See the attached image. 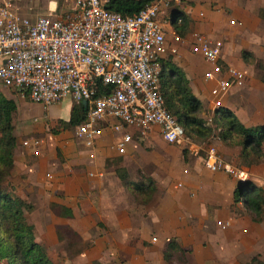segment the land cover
I'll return each mask as SVG.
<instances>
[{
    "label": "rangeland",
    "instance_id": "1",
    "mask_svg": "<svg viewBox=\"0 0 264 264\" xmlns=\"http://www.w3.org/2000/svg\"><path fill=\"white\" fill-rule=\"evenodd\" d=\"M12 1L22 13L32 16L46 15L47 5L52 1L58 4L59 10H65L69 4V0ZM202 4L196 0H183L181 5L184 6L183 10L189 12L191 27L186 40L180 42L181 51L170 44L167 55L172 54L177 63H185L190 60L188 57H194L191 44L195 40L222 41L221 58L226 56L242 64L237 69L243 71L247 79L240 88H234L224 96L216 95V98L211 93L213 87H217L214 80L211 81L215 84L203 88L207 97L204 98L205 112L200 117L212 127L213 135L208 139L191 136L196 147L180 143L173 145L175 151H169L168 143L158 136L154 140L144 139L136 151L108 159L103 172L95 163L90 167L83 163L74 165L69 162L70 158H66L63 145L72 148L73 144L69 142H77L81 138L76 128H64L59 121H51L50 118L44 119L43 126L38 128H16L15 119L14 135L19 145L26 149L27 161H23L24 153L17 146L13 168H0V193L23 201V221L32 226L35 241L45 248L54 264H129L122 242L118 241L116 245L115 240L108 238L115 231L116 217L110 211H101L100 200L98 195L95 196L98 189L94 188L93 182L107 178L108 187L113 191H121L122 187L126 192L135 190L137 194L132 192L131 200L128 194L125 195L129 204H141V199L152 197L159 201L164 192L158 189L161 186L166 188V183L173 189L184 187L197 190V180L194 184L180 178L184 171L180 165L185 159L191 163L187 168H195V162L205 168L211 149H215L223 164H228L237 174L225 168L217 172L225 176L224 182L233 192L234 202L227 208L219 206L213 231L215 241L205 240V253L211 255L209 253L212 252L216 264H264V214L258 218L244 203L245 194L237 195L235 192L242 183L252 182L261 187L264 193V151L261 155L250 152L246 159H242V146H231L222 141L218 116H215L219 108L230 109L248 125H264V43L252 37V19L246 22V19L238 18L240 15L236 11L217 3L216 6ZM201 11H205V16H200ZM212 21L216 24V32L212 29L213 24L210 25ZM252 44L258 48H251ZM192 61L196 63L197 59L193 58ZM186 64L185 67L193 70L190 64ZM38 104L41 103L30 104L23 111L31 123L35 116L41 118L46 109ZM54 110H58L62 118L69 117L67 103ZM174 166L180 168L178 172ZM117 167L126 171L127 179L122 180L116 174ZM106 172L109 173L105 175ZM137 184L144 187V194H139L135 189ZM131 186L133 188H129ZM116 195L113 193L107 204ZM114 201L119 202L116 198ZM64 207L73 210V216H67ZM134 207L138 212L144 209ZM129 212L132 213V210ZM204 230L207 232L210 226L206 225ZM152 241L157 243L156 238ZM188 252L175 238L166 241L164 253L168 264H188ZM0 264H4L3 259H0Z\"/></svg>",
    "mask_w": 264,
    "mask_h": 264
},
{
    "label": "built area",
    "instance_id": "2",
    "mask_svg": "<svg viewBox=\"0 0 264 264\" xmlns=\"http://www.w3.org/2000/svg\"><path fill=\"white\" fill-rule=\"evenodd\" d=\"M109 2L69 0L65 10L49 5L46 15L32 16L12 0H1L0 86L44 105L86 101V119L76 132L88 145L112 124L117 132L135 131L118 140L121 154L134 134L147 138L155 127L168 143L196 147L165 106L159 79L169 35L184 39L175 29L185 21L183 0H154L133 16L110 10ZM191 48L212 64L206 79L217 83V97L245 83L243 71L222 63L221 41L199 38ZM205 166L237 174L215 149Z\"/></svg>",
    "mask_w": 264,
    "mask_h": 264
},
{
    "label": "crops",
    "instance_id": "3",
    "mask_svg": "<svg viewBox=\"0 0 264 264\" xmlns=\"http://www.w3.org/2000/svg\"><path fill=\"white\" fill-rule=\"evenodd\" d=\"M196 1L200 3V5H203L202 3H204L206 6H216L217 3L218 6L227 7L230 11H236V14L240 15L238 18L241 17V19H246V22L248 19H252L254 21V29L252 30L254 36L252 37L254 39L258 38L261 44L264 43V0ZM54 3L56 5L55 1H52L49 5L55 7ZM49 5H47V11ZM186 14L189 15V12H186ZM200 16H205V11H201ZM212 24L213 21L210 25L212 26ZM212 29H215L214 32H216L215 23L213 24ZM168 39L169 44L172 46L175 45V48L178 47L177 49L181 51V41H174L170 35ZM185 40L186 38H184L183 41ZM253 44L251 48H258L257 46H254L255 44ZM191 53L194 54V57H188L190 60L185 63H177L174 57L173 62L187 75L190 85L192 86L193 93L204 105V98L207 97V95L203 92V88L205 86L209 87L212 84H215L214 81L206 79V72L211 69L212 64L206 62L201 54L194 53L192 48ZM197 57H200L202 60ZM193 58L197 59L196 63L192 61ZM222 61L228 67H234L237 69L238 65L242 66L239 62L237 63L236 61L231 60V58L228 59L226 56L223 57ZM186 63L190 64L193 70L190 69V67H185ZM240 86H233L230 90L240 88ZM0 91L4 96L8 99L14 100L17 104V111L13 117L14 123L16 122L15 119L17 120L16 128H38L43 126V121L46 118H50L51 121H67L70 119L72 111V103L70 99L51 105L38 104L46 109L41 118L35 116L33 118V123H31L30 119H28L27 115L24 114L23 111H25L30 104L36 103L31 101L28 97L20 96L18 93L9 88L0 86ZM228 92L225 95H227ZM213 96L216 98V95ZM63 103H67L69 105L70 112L68 118H62L58 110L57 112L54 110L59 109ZM238 118L245 126L254 127L253 125L246 124L239 116ZM116 122L117 121H112V123ZM77 126L72 128H76ZM128 131L131 133L135 132L132 128H126L124 131L117 132L113 129L112 124H109L106 126L103 133L95 139L94 145H88L83 138H79L77 142L70 141L69 143L71 145L73 144L72 148H70V146L63 145L66 158H70L69 162L74 165L83 163L85 166L90 167L92 166V163H95L97 168H100L103 172H105L104 168L108 159H111L112 157H122V154L117 149V142L123 137L124 133H127ZM156 136L165 141L160 133L159 127H155L147 138H141L140 136L134 134L132 140L127 145L126 153L136 151L137 148L141 146V140H154ZM65 142L61 143L64 144ZM165 142L168 143L167 141ZM173 145L175 146L176 144L168 143V146L166 145L169 151H175V147H173ZM17 146L21 149L22 154L24 153L23 161H27L26 149L19 145V142L17 143ZM73 150H75L74 154H72ZM91 154H94V157H91ZM14 158H17L16 154ZM190 164L185 159L182 161L181 165L179 164L180 167L184 168L183 174L180 178L184 181H193L194 184L197 180V190L192 191L190 188L187 189L184 187L180 189H173L171 187L169 188V184L166 183V188L161 186V188L158 189L159 191L164 192V196L159 201H157L155 197H152L147 198L148 200L141 199V204L138 202L137 204H129L127 197L131 200L132 192L137 194L135 190H129L126 192V189L122 187L121 191H113L110 187H108L107 178L99 179L93 182L95 186L94 188L98 189L95 196L98 195L101 211H110L112 214H115L116 217V222L114 224L115 231H112L108 238L109 240H115L116 245L118 241L122 242L123 249L125 250L124 254L126 255V259L129 264H168L165 260L164 250L166 241H170L171 238H175L183 249L190 251L186 257L188 264H216L215 255H213L212 252L209 253L211 255H206L205 253L207 251L205 240L208 239L213 242L216 236L213 232L216 212L219 211V206H223L224 208L229 207L234 202V194L230 191V187H227L226 182H224V175L217 173L218 171H211L205 165V168H201L196 162V169L194 167L187 168ZM171 165H173L172 162ZM174 169L178 172L180 168L174 166ZM214 172L217 174H214ZM108 173L109 172H106L104 174L106 175ZM129 188L133 187L131 186ZM113 193L117 194L114 198L118 199L119 202H115L113 198V200L107 204ZM127 194L128 196L126 197L125 195ZM139 194H144V192ZM134 206H141V208H144V211L142 210L138 212L134 210V208H136ZM129 210H132V213H130ZM206 225L210 226V230L207 232L204 230ZM153 238H156L157 243L152 241ZM149 242L152 244L149 245Z\"/></svg>",
    "mask_w": 264,
    "mask_h": 264
},
{
    "label": "trees",
    "instance_id": "4",
    "mask_svg": "<svg viewBox=\"0 0 264 264\" xmlns=\"http://www.w3.org/2000/svg\"><path fill=\"white\" fill-rule=\"evenodd\" d=\"M152 1L110 0L108 8L123 16H133ZM181 12L185 21L181 25L175 24V29L181 38H185L192 21L184 10ZM160 65L159 79L165 106L182 125L185 136L204 139L211 137L212 127L200 117L205 112V106L193 93L187 75L173 62L172 55L162 58ZM16 111V102L0 91V168L9 170L14 166L18 143L13 122ZM87 112L88 105L83 102L73 103L70 119L60 120V125L64 128L80 125L85 121ZM216 115L221 129L220 137L225 144L242 146V159H246L250 152L261 155L264 151V125L247 127L230 109L219 108L215 111ZM115 171L122 180L128 178L123 168L117 167ZM135 189L139 193L145 192L142 185H136ZM235 192L237 195L245 194L246 206L258 218L263 216L264 193L261 187L252 182H244ZM23 204L22 200L14 199L10 194L0 193V259L4 260V264H54L45 248L35 241L32 226L23 221ZM64 210L67 216H73V210L68 207H64Z\"/></svg>",
    "mask_w": 264,
    "mask_h": 264
},
{
    "label": "water",
    "instance_id": "5",
    "mask_svg": "<svg viewBox=\"0 0 264 264\" xmlns=\"http://www.w3.org/2000/svg\"><path fill=\"white\" fill-rule=\"evenodd\" d=\"M84 104L86 105V104H87V102H86V101H84Z\"/></svg>",
    "mask_w": 264,
    "mask_h": 264
}]
</instances>
